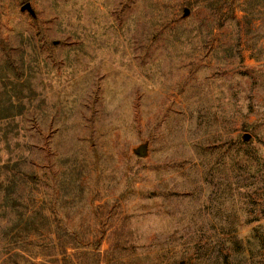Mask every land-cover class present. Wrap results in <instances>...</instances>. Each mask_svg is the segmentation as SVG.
<instances>
[{
    "label": "rangeland",
    "instance_id": "1",
    "mask_svg": "<svg viewBox=\"0 0 264 264\" xmlns=\"http://www.w3.org/2000/svg\"><path fill=\"white\" fill-rule=\"evenodd\" d=\"M245 2L0 0V264H264Z\"/></svg>",
    "mask_w": 264,
    "mask_h": 264
},
{
    "label": "trees",
    "instance_id": "2",
    "mask_svg": "<svg viewBox=\"0 0 264 264\" xmlns=\"http://www.w3.org/2000/svg\"><path fill=\"white\" fill-rule=\"evenodd\" d=\"M246 4V7L244 9L245 12H248V10L250 9H264V0H246L245 2ZM250 6V7H248ZM52 247L54 249V255L57 256L55 261L57 263H60L59 262V258H58V254H59V251H62L64 254H65V257L67 255V248L68 247H72V248H77L73 245V243H63L60 239V237L57 235L56 238H54V240L52 241ZM112 251V244H110V247L104 252L105 256H107L110 252ZM79 254H81V257H83L82 259H84L86 257V253L85 252H79V251H75L74 253L72 254H69L70 257H78ZM82 259H80V257L77 259V262L74 263V264H83L82 263ZM61 264V263H60Z\"/></svg>",
    "mask_w": 264,
    "mask_h": 264
}]
</instances>
